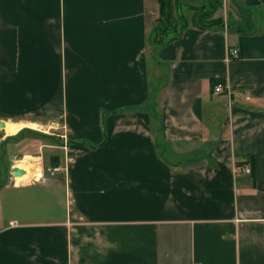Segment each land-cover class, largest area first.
I'll use <instances>...</instances> for the list:
<instances>
[{"label":"crops","instance_id":"crops-1","mask_svg":"<svg viewBox=\"0 0 264 264\" xmlns=\"http://www.w3.org/2000/svg\"><path fill=\"white\" fill-rule=\"evenodd\" d=\"M229 1L154 46L158 0H0V264H264V0Z\"/></svg>","mask_w":264,"mask_h":264},{"label":"rangeland","instance_id":"rangeland-1","mask_svg":"<svg viewBox=\"0 0 264 264\" xmlns=\"http://www.w3.org/2000/svg\"><path fill=\"white\" fill-rule=\"evenodd\" d=\"M173 1L174 0H172V2ZM193 1L196 2V0H178L177 3L184 5L183 2L192 3ZM229 3L231 4V2L229 0H226L225 5L222 8V6L224 4V0H221V4L219 5L218 9L215 12L221 10L220 12L222 13V10H224L225 6L227 4H229ZM191 11H193V10L184 8L183 13L185 14V16H187V19L190 17ZM171 12L173 13L174 20H177L178 19L177 18V13H175V10H173V8L171 9ZM220 12L214 14L213 17H220V15H219ZM188 22H190V21L188 20ZM162 27L163 26H158L157 29H154L151 32V38H150V40L152 42V45H154V46L159 45V44H155L154 40L161 37V33L162 32H160V30H161ZM232 49H235V48H232ZM154 69L155 68H150V71H149V80L151 82V88L152 89H154L155 86H157V84H156V82H157V80H156L157 75H156V71ZM211 92L215 95L214 90H211ZM224 93L228 97V100H230L231 99V94H230L231 92H229V93L224 92ZM159 97H160V95L158 94V91H157L156 93H154L153 95H151V98L148 101V102H150V105L149 106H144V108L142 107V108H140V110H146V112L151 115L152 121L155 123L153 129L154 130H158V131L160 130L161 131V129H162V122H161V118H160V115H159L160 114V101H159ZM216 109L217 110H216V117L215 118H216L217 124L220 125L221 123H223V118L225 117V114L226 113L224 112V109H223V112L218 107H216ZM156 119H158V120H156ZM52 125L57 126V127H54V128H52V127L51 128L39 127L38 128V131H36L39 134H42V135H46L47 136L45 138H40V141H42L44 143H47V144H50V145H55L54 147H50V148H46V149L45 148L44 149L42 148V150L40 152L42 154V157H43L42 160H39V161L37 160L38 162L35 161V160H28V161L26 160V161H23L22 162V161H19V160L23 159V157H18L17 158L18 159L17 160V163L20 162L22 164V166H26V167H29V168H31V167L35 168L37 175L40 174L41 167H43L42 172H44V174H47V175L50 174L51 175V174H53V173L56 172L55 171V172L51 173L50 172L51 170H48L47 169V167H50V168L53 167L51 165V163H52L51 156L52 155L58 154L59 157H60V163H63V160H64V152H63L64 150H61L59 146H61V145L64 146V143L67 144V142L63 138H61L59 136V134H61L63 132L62 129H61V127H60V125H58V124L56 125L53 122L51 123V126ZM17 129L14 130V131L12 130V131H7V132L8 133H14V132L17 131ZM56 145H59L58 146L59 148H57ZM154 146H156V150L158 151L157 152L158 155L161 156L162 158H164V155L163 154L166 153L167 148H168V145H165L163 142H160V140H157L154 143ZM54 152H56V153H54ZM40 153H39V155L41 156ZM166 156L168 158L169 157H172V156H168V155H166ZM30 161H32V162L30 163ZM2 165H4L3 162H2ZM38 166H41V167H38ZM8 167H9V164L8 165L6 164L4 166V169L2 171L4 173H6V171H8V169H9ZM56 167H58V166H56ZM56 167H54V168H56ZM37 179H40L39 176H37L36 179H32L30 177V179L28 181H30V182L31 181H37ZM25 183H27V181ZM40 200H41L40 201V204H41L44 201V198L42 197V195L40 196Z\"/></svg>","mask_w":264,"mask_h":264},{"label":"trees","instance_id":"trees-1","mask_svg":"<svg viewBox=\"0 0 264 264\" xmlns=\"http://www.w3.org/2000/svg\"><path fill=\"white\" fill-rule=\"evenodd\" d=\"M178 0H158V19L156 21V25L154 24L151 32L154 29H157L158 26H163L160 30L161 37L154 40L155 44L162 45L165 42H168L170 37L173 36V26H174V17L171 9L175 10L177 13V18L180 21L181 27H186L189 22L185 14L183 13L184 8L193 10L191 23L199 29L210 28L214 25H222L223 20L221 17H213L215 11L218 9L221 4V0H207L200 3L199 5H190L187 2H183L184 5L177 3ZM172 13V14H171ZM221 82L225 83L223 79L220 78H211L210 86L211 90H213L216 83ZM27 129V128H26ZM24 130V129H22ZM30 130V129H27ZM7 138H13L11 136ZM51 165L58 166L59 164V156L53 155Z\"/></svg>","mask_w":264,"mask_h":264},{"label":"built area","instance_id":"built-area-1","mask_svg":"<svg viewBox=\"0 0 264 264\" xmlns=\"http://www.w3.org/2000/svg\"><path fill=\"white\" fill-rule=\"evenodd\" d=\"M237 56H238L237 49H230L228 51V56H227L228 59L236 58ZM213 90H214L215 94L224 93V92L229 93L230 92V88L228 87V85L226 83H221V82L216 83L214 88H213ZM48 170H51L50 172L53 173V172L57 171L58 169L52 167V168H49ZM243 170L246 173H250L251 172L250 166L244 167Z\"/></svg>","mask_w":264,"mask_h":264},{"label":"water","instance_id":"water-1","mask_svg":"<svg viewBox=\"0 0 264 264\" xmlns=\"http://www.w3.org/2000/svg\"><path fill=\"white\" fill-rule=\"evenodd\" d=\"M5 126V122L0 120V128L2 129ZM11 172L14 176H22L25 174V171L19 167H12Z\"/></svg>","mask_w":264,"mask_h":264},{"label":"bare ground","instance_id":"bare-ground-1","mask_svg":"<svg viewBox=\"0 0 264 264\" xmlns=\"http://www.w3.org/2000/svg\"><path fill=\"white\" fill-rule=\"evenodd\" d=\"M20 126V124H7L5 123V126L2 128L3 130L6 129L8 131H14L16 130L18 127ZM6 127V128H5Z\"/></svg>","mask_w":264,"mask_h":264}]
</instances>
